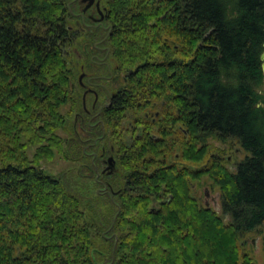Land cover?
Instances as JSON below:
<instances>
[{"label": "trees", "instance_id": "trees-1", "mask_svg": "<svg viewBox=\"0 0 264 264\" xmlns=\"http://www.w3.org/2000/svg\"><path fill=\"white\" fill-rule=\"evenodd\" d=\"M69 1L0 0V264H257L242 237L264 226V0H101L89 27ZM68 103L79 165L55 175L40 161ZM209 138L247 154L230 168Z\"/></svg>", "mask_w": 264, "mask_h": 264}, {"label": "rangeland", "instance_id": "rangeland-1", "mask_svg": "<svg viewBox=\"0 0 264 264\" xmlns=\"http://www.w3.org/2000/svg\"><path fill=\"white\" fill-rule=\"evenodd\" d=\"M69 25L71 27V30H74L76 28L74 24V19L69 18ZM74 45L71 46V49H74L75 53H72V61H77L79 59H84V56L80 53L81 48L80 46L83 45L84 40L82 37L74 38ZM82 59V60H83ZM82 62V61H81ZM73 63V62H72ZM83 63V62H82ZM74 64V63H73ZM77 66V65H76ZM83 66V64H82ZM79 70L76 76L77 80H80L79 77L82 73H87L92 75L94 72V69L87 70L86 68H81V64L78 65ZM112 67H110L111 69ZM129 72V71H128ZM124 70L119 74L115 76H119L118 78H114L113 82H107L102 83L103 85L108 87V90L110 92H113L114 87L120 86V80L123 82L124 76L128 74ZM85 82V79L81 78L80 81ZM264 89V87H263ZM81 96L86 97L87 107H89V100L91 99L90 95H85V90L80 91ZM108 99L103 98L101 102L107 103ZM71 105L70 103L65 104L60 108L61 113H69L68 115V121H66L65 125L66 128L58 129L56 131V134L60 136V143L59 146H56L52 149V152L50 156L46 157L43 156L40 164L41 166L48 172L60 175V174H68L67 172L76 170L77 166L79 165V162L75 160V155H72V137H76L75 133L73 131H70V117L73 116L72 110L70 109ZM72 115V116H71ZM82 125V124H81ZM77 126V124H76ZM78 126H80L78 122ZM73 132V135L71 134ZM78 132L80 133L81 137L85 134L83 133L79 127ZM208 142L211 144V150L215 153H221V155L228 160V167L233 168L235 164L244 158V156L247 154L246 151H244L241 146L237 143L236 140H228L227 143H222L221 141H218L214 138H209ZM36 146H30L28 148V155L29 157H32V154L35 150ZM59 147V148H58ZM192 187L194 189V192L196 194V197L200 200L201 203H208V206L213 208L217 213L221 212V205H220V199H219V189L216 185L213 184V181L209 179L207 176H202L200 181H194L192 184ZM242 241H244V248L245 250L251 255L253 260L257 264H264V226L259 227L258 229L249 232L245 234L242 237Z\"/></svg>", "mask_w": 264, "mask_h": 264}, {"label": "flooded vegetation", "instance_id": "flooded-vegetation-1", "mask_svg": "<svg viewBox=\"0 0 264 264\" xmlns=\"http://www.w3.org/2000/svg\"><path fill=\"white\" fill-rule=\"evenodd\" d=\"M96 2H99L98 6H99V9L102 12V17H101V13H99V9H98V7L96 5ZM69 4H70V9H76V11L73 12L74 16H76V17L79 16L80 17V21L87 27L96 26L98 24L103 23L102 21L106 17V8L102 5L101 0H93L92 2L90 0H70ZM76 23L78 24L79 22L76 21ZM69 27H70V25H69ZM101 49H103V48H101ZM93 56H95V55H93ZM96 63H99V62L96 61ZM93 77H96V76L87 74L86 72L82 76V78L86 79L87 81H90V78H93ZM80 83L83 86H86V84L84 82L80 81ZM89 91H94V90H93L92 87H86L84 94L86 95ZM102 106H104V104ZM103 153H104V149H103ZM109 157H113V155L108 153L103 158L101 172H103V170H104V172L108 171L106 168L109 166L108 162H107ZM114 161H115V164H116V159L115 158H114Z\"/></svg>", "mask_w": 264, "mask_h": 264}, {"label": "water", "instance_id": "water-1", "mask_svg": "<svg viewBox=\"0 0 264 264\" xmlns=\"http://www.w3.org/2000/svg\"><path fill=\"white\" fill-rule=\"evenodd\" d=\"M90 1L92 2L93 0H90ZM98 3H99V2H96V5H97V7H98V9H99ZM89 4H90V3H89ZM99 13H101V17H102V12H101L100 9H99ZM260 59H261V61H262L261 68H262L263 82H264V49H263V51H262V53H261V55H260ZM83 74H84V73H82V74L80 75V77H79L80 80H81ZM263 87H264V86H263ZM107 162H108V165H109V166H108L106 169L108 170L107 173L110 174V173H112V172L115 171V161H114V158H113V157H109ZM103 172H104V170H103ZM206 205H208V203H206Z\"/></svg>", "mask_w": 264, "mask_h": 264}, {"label": "bare ground", "instance_id": "bare-ground-1", "mask_svg": "<svg viewBox=\"0 0 264 264\" xmlns=\"http://www.w3.org/2000/svg\"><path fill=\"white\" fill-rule=\"evenodd\" d=\"M262 62V61H261Z\"/></svg>", "mask_w": 264, "mask_h": 264}]
</instances>
